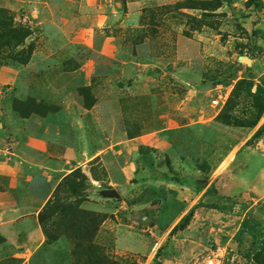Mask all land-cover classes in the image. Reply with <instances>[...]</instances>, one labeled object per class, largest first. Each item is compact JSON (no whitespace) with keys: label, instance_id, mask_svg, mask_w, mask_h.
I'll use <instances>...</instances> for the list:
<instances>
[{"label":"rangeland","instance_id":"374dc122","mask_svg":"<svg viewBox=\"0 0 264 264\" xmlns=\"http://www.w3.org/2000/svg\"><path fill=\"white\" fill-rule=\"evenodd\" d=\"M6 162L60 180L29 264H264V2L0 0Z\"/></svg>","mask_w":264,"mask_h":264},{"label":"crops","instance_id":"0c3cea01","mask_svg":"<svg viewBox=\"0 0 264 264\" xmlns=\"http://www.w3.org/2000/svg\"><path fill=\"white\" fill-rule=\"evenodd\" d=\"M32 137L23 134L22 140ZM59 182L58 176L24 162L0 164V235L5 238L0 247L15 249L17 264H29L24 257L46 242L38 217Z\"/></svg>","mask_w":264,"mask_h":264},{"label":"trees","instance_id":"16d2710c","mask_svg":"<svg viewBox=\"0 0 264 264\" xmlns=\"http://www.w3.org/2000/svg\"><path fill=\"white\" fill-rule=\"evenodd\" d=\"M242 84H243L244 88H245L248 92H250V93L252 94V90H253V87H254L255 83H254L253 81H250V80H245V81L242 82ZM260 91H261V87L258 86V87H257V93L260 92ZM257 93H255V94H257ZM229 103H230V100L228 99V101H227V103H226V105H225L224 107H227V105H228ZM76 172H77V170L73 171V172L70 174V177H71L72 175L74 176ZM67 177H68V176H67ZM68 182H70L68 186H70V188H71V192H72L73 194L77 195L78 189H79V187H80L82 184L78 183V181H72V180H70V181H68ZM58 187L60 188V185H59ZM57 189H58V188H57ZM54 197H55V196H53L52 199L46 204V207H45L44 209H46V208H48V207L50 208V206L52 205L51 202L54 201V200H53ZM49 205H50V206H49ZM65 205H66V204H62V206H61V208H62V213H63V212L70 213L71 210H72L71 205H66V207H65ZM74 211H75V209H74ZM80 212H81V211H80ZM41 213H42V212H41ZM82 213H83V212H82ZM74 215H75V213H74ZM40 218H41V217H40ZM41 222H42V220H41ZM43 223H44V222H43ZM42 225H43V224H42ZM247 225H248V221L245 220V221L243 222V228H246Z\"/></svg>","mask_w":264,"mask_h":264},{"label":"built area","instance_id":"2783aa9c","mask_svg":"<svg viewBox=\"0 0 264 264\" xmlns=\"http://www.w3.org/2000/svg\"><path fill=\"white\" fill-rule=\"evenodd\" d=\"M262 2H264V0H262ZM228 101V96H225V95H221L219 98L217 99H214L213 100V104L216 106V107H220L221 109L224 108V106L226 105ZM157 246H155L154 249H156ZM208 264H222V261L221 259H218L217 257H210L208 259Z\"/></svg>","mask_w":264,"mask_h":264},{"label":"water","instance_id":"95a60500","mask_svg":"<svg viewBox=\"0 0 264 264\" xmlns=\"http://www.w3.org/2000/svg\"><path fill=\"white\" fill-rule=\"evenodd\" d=\"M243 60H249L250 62H252V59L251 58H248V57L243 58ZM113 193H114V195H117V192H113Z\"/></svg>","mask_w":264,"mask_h":264}]
</instances>
